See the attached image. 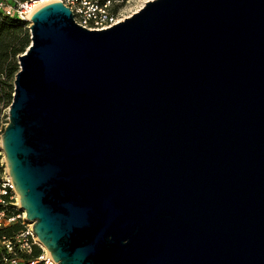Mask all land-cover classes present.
Here are the masks:
<instances>
[{"label": "water", "instance_id": "obj_1", "mask_svg": "<svg viewBox=\"0 0 264 264\" xmlns=\"http://www.w3.org/2000/svg\"><path fill=\"white\" fill-rule=\"evenodd\" d=\"M29 24L0 151L53 261L264 264V0Z\"/></svg>", "mask_w": 264, "mask_h": 264}, {"label": "built area", "instance_id": "obj_2", "mask_svg": "<svg viewBox=\"0 0 264 264\" xmlns=\"http://www.w3.org/2000/svg\"><path fill=\"white\" fill-rule=\"evenodd\" d=\"M36 1L39 0H31L27 3H20L15 0H0V14L10 19L29 23L30 17L35 12V10H32L31 4ZM121 2V0H104L102 4H100L98 0H68L62 3L67 7H69L68 4L75 5L74 10L71 7L69 8L73 13L74 21L77 25L89 31H103L120 23L117 20L114 10ZM47 4H49L48 1L45 5ZM8 193L11 194L9 200L13 202L8 203L9 205L5 203L2 198L7 196ZM15 198L13 187L6 178L1 183L0 188V205H2V209H0V231L14 225L18 221H25V217H23L25 215L23 213L22 215L9 214L8 206H13L15 209L18 208ZM36 242L31 229H25L12 239L1 238L0 264H56L46 251H43L39 257L29 262H23L19 259L20 255H31L32 246H34Z\"/></svg>", "mask_w": 264, "mask_h": 264}, {"label": "trees", "instance_id": "obj_3", "mask_svg": "<svg viewBox=\"0 0 264 264\" xmlns=\"http://www.w3.org/2000/svg\"><path fill=\"white\" fill-rule=\"evenodd\" d=\"M11 1V0H10ZM20 3H27L31 0H15ZM68 1V0H66ZM76 1V0H75ZM104 0H98L102 4ZM121 4L127 0H121ZM29 23L16 19H10L0 14V118L3 111L9 108L12 103L14 93V80L19 72L18 57L23 55L30 46ZM4 129L0 132L3 133ZM2 168L0 167V174ZM1 188V175H0ZM9 192V191H8ZM11 196L2 197L5 203H13L9 200ZM9 205V204H8ZM10 215H18L19 211L13 206H8ZM2 209V205H0ZM25 227L22 221H18L14 225L6 227L0 231V239H12L22 231ZM41 255V250L37 246H32L31 255H20L19 259L23 262H29ZM1 258V254H0Z\"/></svg>", "mask_w": 264, "mask_h": 264}, {"label": "rangeland", "instance_id": "obj_4", "mask_svg": "<svg viewBox=\"0 0 264 264\" xmlns=\"http://www.w3.org/2000/svg\"><path fill=\"white\" fill-rule=\"evenodd\" d=\"M45 1H48V3H52V2H66V0H50V1L49 0H45ZM150 1H153V0H127L124 3H122V4H119L118 7H116L115 10H114V12H115V14L117 16V20L119 22H122L125 19L131 17L134 13L138 12L147 2H150ZM68 6L73 8V10H74L75 5L68 4ZM8 109L9 108H6L3 111V114L1 115V118H0V132L2 131V129H5L6 125L8 124ZM0 167L2 168V173L0 174L1 175V183H2L7 177H6V173H5V165L3 164V155L1 153V151H0ZM15 202L17 204V199L15 200ZM17 211H19V214L22 215V212H20L19 208H17ZM23 217H25V216H23ZM23 223H24L25 229H31V224L29 222H27L25 220V221H23ZM35 239H36V237H35ZM36 241H37V239H36ZM35 246L39 247V249L41 250V253H43V251H45L40 246L38 241L36 242Z\"/></svg>", "mask_w": 264, "mask_h": 264}, {"label": "bare ground", "instance_id": "obj_5", "mask_svg": "<svg viewBox=\"0 0 264 264\" xmlns=\"http://www.w3.org/2000/svg\"><path fill=\"white\" fill-rule=\"evenodd\" d=\"M45 3H47V1H45V0H39V1L33 2L31 4V8H32V10H35L36 11V10L40 9L41 7H43L45 5Z\"/></svg>", "mask_w": 264, "mask_h": 264}]
</instances>
